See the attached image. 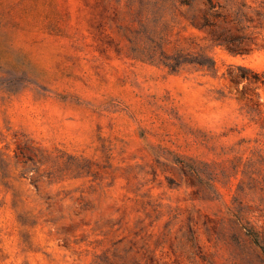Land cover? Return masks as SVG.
<instances>
[{
    "label": "rangeland",
    "instance_id": "1",
    "mask_svg": "<svg viewBox=\"0 0 264 264\" xmlns=\"http://www.w3.org/2000/svg\"><path fill=\"white\" fill-rule=\"evenodd\" d=\"M211 1L0 0V264H264V0Z\"/></svg>",
    "mask_w": 264,
    "mask_h": 264
},
{
    "label": "trees",
    "instance_id": "2",
    "mask_svg": "<svg viewBox=\"0 0 264 264\" xmlns=\"http://www.w3.org/2000/svg\"><path fill=\"white\" fill-rule=\"evenodd\" d=\"M209 4H210L211 7H213V5H212V1H211V0H209ZM239 68L242 69L243 67H239ZM241 78L244 79V78H246V77H245V76H241ZM262 250H263V253H264V247L262 248Z\"/></svg>",
    "mask_w": 264,
    "mask_h": 264
}]
</instances>
